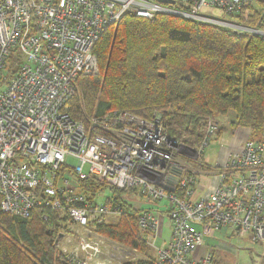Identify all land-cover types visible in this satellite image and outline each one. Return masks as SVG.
Instances as JSON below:
<instances>
[{
  "label": "built area",
  "instance_id": "2783aa9c",
  "mask_svg": "<svg viewBox=\"0 0 264 264\" xmlns=\"http://www.w3.org/2000/svg\"><path fill=\"white\" fill-rule=\"evenodd\" d=\"M172 1L0 0V209L20 219L38 208L57 212L55 246L71 264L127 258L126 245L99 227L124 216L130 196L158 203L170 226L156 264H213L211 254L196 256L213 231L264 243V118L260 138L215 166L196 196L197 172L188 173L180 159L194 161L197 151L170 136L159 116L112 111L84 123L70 113L78 79L99 72L95 45L126 14L150 20L165 14L264 37L225 21L258 0ZM220 129L208 121L200 153L224 141ZM80 179L128 194L90 200ZM137 210L139 228L157 233L154 210Z\"/></svg>",
  "mask_w": 264,
  "mask_h": 264
},
{
  "label": "trees",
  "instance_id": "16d2710c",
  "mask_svg": "<svg viewBox=\"0 0 264 264\" xmlns=\"http://www.w3.org/2000/svg\"><path fill=\"white\" fill-rule=\"evenodd\" d=\"M257 2L259 7L244 8L236 16L240 24L264 31V0ZM93 52L99 73L78 79V91L69 101L73 119L87 123L112 111L130 112L146 120L159 116L170 136L184 146L199 148L208 121L234 112L232 126L249 128L252 139L260 138L264 118L263 36L234 33L165 14L150 20L131 13L101 35ZM206 168L212 167L207 164ZM97 184L79 180L81 192L90 200L106 190L116 199L128 194ZM124 207L126 214L121 216L119 229L102 225L99 231L146 252L141 232L153 233L137 226L139 211L135 206L125 203ZM147 208L142 207L150 210ZM60 219L57 212L48 209L34 210L29 219L10 216L0 209V264H71L55 246ZM155 260L129 264H156Z\"/></svg>",
  "mask_w": 264,
  "mask_h": 264
},
{
  "label": "rangeland",
  "instance_id": "374dc122",
  "mask_svg": "<svg viewBox=\"0 0 264 264\" xmlns=\"http://www.w3.org/2000/svg\"><path fill=\"white\" fill-rule=\"evenodd\" d=\"M262 1V0H261ZM259 7V2L254 4L251 8H257ZM238 17L235 16L233 19H228L226 18L225 21L228 22H239L237 19ZM98 60V59H97ZM98 69H99V64H98ZM99 73V72H98ZM98 73H94L92 75L88 76H96ZM77 86V91L79 88V83L76 84ZM76 91V92H77ZM236 120V116L234 112L229 113L225 117H220L214 121H218L219 123L222 124L224 130H225V137H229V135H234L232 143L226 142L225 140L223 142L221 141H212L210 142L209 146L206 148V151L203 153L199 152V148H193L194 150L197 151V158L196 160L192 161H186L184 159L181 160V166L188 172H197L196 176L198 179V182L202 181L204 179H207L212 173H214L216 170L212 167L210 170H207L206 165H207V159L208 161L211 162L212 158L216 156H221V157H226L229 153L233 152L236 148V142H243L244 140V134L249 132V129L247 128H234L232 127L231 123H233ZM263 121V120H262ZM227 131V133H226ZM252 131V130H251ZM255 132H259L258 130H254ZM262 131V130H261ZM259 134V133H258ZM70 164L72 166L78 165V161L76 159H71ZM213 164V163H211ZM216 164V163H215ZM204 165V167L202 166ZM98 185V184H97ZM101 186V185H99ZM103 188V185L101 186ZM113 197V192L110 190H106L105 192L101 193L98 200L103 202L107 198ZM127 200L129 203L136 208L142 209V207H149V205H152L153 210L158 209V203L155 204L154 202L151 201H146V200H140L136 199L135 197H128ZM151 208V206L149 207ZM162 213V212H161ZM165 214V213H162ZM137 218V217H136ZM160 218V217H159ZM166 219V218H165ZM138 220V218H137ZM167 221V220H166ZM136 224L138 226V221H136ZM107 226H110L115 229H119L120 226L122 225L121 218L119 217H111L107 221ZM218 231H213L212 237H216V239H221L220 235L217 234ZM135 236V235H134ZM134 236H131V239L135 238ZM141 238L145 239V245H146V252H141L140 250H135L133 247L129 245V243H125V251L122 254L126 256L127 258L124 260H116V261H121V264H129V263H136L137 261L143 260V259H151L154 260L156 258L155 253L153 252V247L151 245V235L150 234H145L144 232H141ZM222 240V239H221ZM205 247H210L213 245L214 242L210 239H206L204 241ZM226 244L229 245V247L232 248V252L228 254L226 261H233L232 264H262L264 260V243H256L252 240V237L250 235H247L245 237H239V236H234L232 239L225 241ZM203 247V246H202ZM129 260V261H127ZM113 263V262H112Z\"/></svg>",
  "mask_w": 264,
  "mask_h": 264
},
{
  "label": "crops",
  "instance_id": "0c3cea01",
  "mask_svg": "<svg viewBox=\"0 0 264 264\" xmlns=\"http://www.w3.org/2000/svg\"><path fill=\"white\" fill-rule=\"evenodd\" d=\"M236 116V114H235ZM220 124V127L222 129V137L224 138V140L226 142H230L232 143V140H233V137L234 135H229V137H225V130L222 126L221 123ZM232 125V123H231ZM233 127V126H232ZM249 129V128H247ZM227 133V131H226ZM252 139V131L251 129H249V132L248 133H245L244 134V140L243 142H236V148L233 152L231 153H234V152H238L242 149V147L244 146L245 142L248 140V139ZM232 139V140H230ZM229 153V154H231ZM228 154V155H229ZM228 155L225 157H221L220 155L219 156H216V159L215 157L212 158L211 162L208 161L207 159V164L211 167H220V166H223L226 161H227V157ZM213 163V164H211ZM216 163V164H215ZM206 180L204 181V179L200 182H198L197 186H196V196H198V194H202V192L204 193V185L206 183ZM208 192V191H207ZM151 206V210H153V207L152 205H149V207ZM159 207V210L156 209L154 210V215L156 216L157 220H158V231L157 233H154L151 235V244H152V247H153V252L155 253L156 257L158 255V252L162 249H164L168 243L170 242V239H171V229H170V226L168 224V221H166L164 215L161 213L162 209H161V206H158ZM139 209V208H137ZM149 209V208H147ZM141 210V209H139ZM160 217V218H159ZM218 235H220L221 239H216V237H205V240L206 239H210L212 240L213 245L210 247H205V243L203 245L202 248H200L197 252H196V256L197 257H204L205 255L207 254H211L213 255V264H232L233 261H226V258L228 256V254H230L232 252V248L229 247L228 244L225 243V241L227 240H230L232 239L234 236H238V235H235L234 233H231V232H228L227 234L223 233V232H218L217 233ZM240 237V236H239Z\"/></svg>",
  "mask_w": 264,
  "mask_h": 264
},
{
  "label": "water",
  "instance_id": "95a60500",
  "mask_svg": "<svg viewBox=\"0 0 264 264\" xmlns=\"http://www.w3.org/2000/svg\"><path fill=\"white\" fill-rule=\"evenodd\" d=\"M160 3H167V4H174V1L172 0H157ZM186 147V146H185ZM187 148V147H186ZM197 158V157H196ZM171 191V190H170ZM173 192V190L171 191Z\"/></svg>",
  "mask_w": 264,
  "mask_h": 264
}]
</instances>
